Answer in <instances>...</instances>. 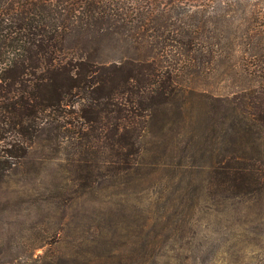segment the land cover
I'll return each instance as SVG.
<instances>
[{
  "label": "rangeland",
  "instance_id": "1",
  "mask_svg": "<svg viewBox=\"0 0 264 264\" xmlns=\"http://www.w3.org/2000/svg\"><path fill=\"white\" fill-rule=\"evenodd\" d=\"M0 264H264V0H0Z\"/></svg>",
  "mask_w": 264,
  "mask_h": 264
},
{
  "label": "trees",
  "instance_id": "2",
  "mask_svg": "<svg viewBox=\"0 0 264 264\" xmlns=\"http://www.w3.org/2000/svg\"><path fill=\"white\" fill-rule=\"evenodd\" d=\"M245 16V14H242ZM238 19L231 20L230 22L226 23L222 26H211L205 29V37L208 39V41L211 42L212 45L219 51L223 53H230L233 49H235L236 45H242L243 43L247 42L248 46L252 48L253 47V41H252V20H247L246 24L248 25V30L242 33L238 36V38H232L231 35V28L234 26ZM251 28V30H250ZM244 35V36H243ZM241 36V37H240ZM242 39V40H241ZM245 39V40H243ZM238 40H241V42H237ZM238 43V44H237ZM246 48V49H250ZM252 80L251 75L245 72V70L237 77L228 78L227 81H233V82H239L238 87L244 88L248 83ZM235 86V84H234Z\"/></svg>",
  "mask_w": 264,
  "mask_h": 264
}]
</instances>
